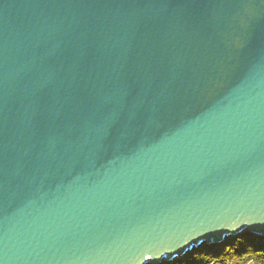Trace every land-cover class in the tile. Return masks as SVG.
Instances as JSON below:
<instances>
[{
  "label": "water",
  "instance_id": "water-1",
  "mask_svg": "<svg viewBox=\"0 0 264 264\" xmlns=\"http://www.w3.org/2000/svg\"><path fill=\"white\" fill-rule=\"evenodd\" d=\"M264 236V0H0V264H164Z\"/></svg>",
  "mask_w": 264,
  "mask_h": 264
},
{
  "label": "trees",
  "instance_id": "trees-1",
  "mask_svg": "<svg viewBox=\"0 0 264 264\" xmlns=\"http://www.w3.org/2000/svg\"><path fill=\"white\" fill-rule=\"evenodd\" d=\"M164 264H264V236L247 232L217 245H202L180 260Z\"/></svg>",
  "mask_w": 264,
  "mask_h": 264
}]
</instances>
